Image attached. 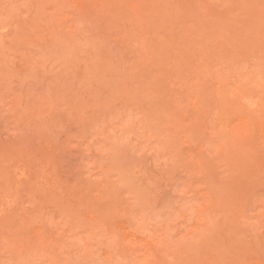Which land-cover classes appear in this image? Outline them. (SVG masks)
<instances>
[{
	"label": "rangeland",
	"instance_id": "obj_1",
	"mask_svg": "<svg viewBox=\"0 0 264 264\" xmlns=\"http://www.w3.org/2000/svg\"><path fill=\"white\" fill-rule=\"evenodd\" d=\"M0 264H264V0H0Z\"/></svg>",
	"mask_w": 264,
	"mask_h": 264
}]
</instances>
